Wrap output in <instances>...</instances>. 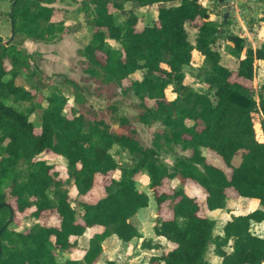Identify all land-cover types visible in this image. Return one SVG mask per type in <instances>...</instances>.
<instances>
[{"label":"trees","instance_id":"obj_1","mask_svg":"<svg viewBox=\"0 0 264 264\" xmlns=\"http://www.w3.org/2000/svg\"><path fill=\"white\" fill-rule=\"evenodd\" d=\"M56 1L11 0L13 38L21 34L46 42L71 33L63 20L54 19ZM214 1L220 7V0ZM81 2L84 19L94 28L80 52L83 71L94 81L115 85L121 94H133L142 108L136 120L158 122L162 129L149 146L142 145L135 130L118 132L104 119L87 118L58 90L50 91L45 107L35 106L32 100L46 88L43 77L48 75L33 61L34 53L13 38L3 43L0 36V264H60L57 254L68 252L77 237L94 227L100 229L89 236L81 258H67L62 264H96L102 243L111 236L127 245L142 238L143 248H159L129 221L149 204V195L134 178L143 172L156 211L169 214L160 215L153 226L154 235L169 247L150 255L147 264H264V236L251 228L264 221V85L253 86L254 61L264 60V40L253 48L246 37L227 29L231 18H210L214 12L200 0ZM155 3L154 20L139 26L134 7ZM260 18L264 21V9ZM187 24L197 29L193 42ZM111 40L118 47H112ZM222 45L236 59V69L221 63L217 48ZM194 53L207 63L196 74L199 89L184 82V67L192 63ZM21 70L36 77L35 91L16 84ZM69 83L74 90L80 88L73 80ZM23 102L29 106L19 108ZM36 107L38 126L29 119ZM117 122L125 126L128 119L118 116ZM114 146L127 150L132 163L119 164L111 153ZM202 149L218 155L229 172L208 162ZM161 151L174 153L171 166L160 161ZM50 154L65 159L64 177ZM236 154L241 160L234 166ZM98 178L101 194L92 196ZM172 179L176 186L170 185ZM187 180L205 189L208 210L225 207L229 188L257 199L262 208L228 218L222 234H215L216 220L202 214L197 197L185 192ZM69 186L78 196L91 195L79 202V210L72 206ZM54 215L57 224L40 222ZM24 218L36 222L16 229ZM210 245L219 263L206 258ZM105 264L126 263L108 259Z\"/></svg>","mask_w":264,"mask_h":264},{"label":"rangeland","instance_id":"obj_2","mask_svg":"<svg viewBox=\"0 0 264 264\" xmlns=\"http://www.w3.org/2000/svg\"><path fill=\"white\" fill-rule=\"evenodd\" d=\"M10 3L11 0H0V36L3 39V42L6 41L11 34V25L8 16ZM206 4L220 17L222 5L219 7L214 0H208ZM223 4L228 6V10L230 9L233 11L235 4L234 0H223ZM53 6L55 8L54 19L63 20L65 25L71 29V33L63 36L57 35L46 42H34L21 34H18L13 38V42L24 47L28 53H34L32 57L33 61L42 72L48 75V77H43L46 88L41 92L36 93L32 100L34 105H41V107H45L47 104L46 97L50 91L58 90L67 96L70 105H72L76 111L84 113L87 118L104 119L114 130H117L118 132L127 133L133 129L135 130L138 141L142 145L149 146L154 133L162 129L161 124L154 122L147 125L138 122L136 117L139 113H141L142 108L139 106L138 99L133 94H121L115 85L105 84L101 81H94L83 71L86 64L85 58L80 55V52L90 40L94 28L84 19L81 0H57ZM238 8L239 16L244 22L246 28L244 29L241 28V26H237L236 23L240 25V20L237 18L236 14H232L229 11L228 18L232 19L231 25L234 26L233 29H231L230 26L227 27V29L241 34L248 32L249 25L258 29L260 22L262 21L258 15L263 13L264 5L259 4L257 0H240L238 2ZM134 12L139 18V26L150 24L155 17V8L150 7L149 5L140 7L135 6ZM121 19L122 16H119L118 20L120 21ZM234 19L235 22H233ZM186 29L188 39L193 42L195 36L194 30L190 28L189 24H187ZM251 38V41L254 43L257 42L256 35H251ZM110 43L112 47H118L117 42L111 40ZM224 62L225 61H223V63ZM206 67L207 63L203 60V58L195 55L192 63L184 67L185 84L194 89L201 88L202 84L196 78V74L203 71ZM8 77L9 75H7L5 79ZM35 78H32L26 71L21 70L18 77L15 79V82L26 89L35 91ZM255 78L256 82H253L255 89L264 85V74L260 75L259 72L256 71ZM69 80L75 81L80 88L74 90L72 85L69 83ZM74 93L79 95V101L75 100ZM147 104H150V102H147ZM17 105L19 108L23 109L29 106V103L23 102ZM118 116L126 117L128 119V123L125 126H119L117 122ZM29 119L32 120L36 126L39 125L40 109L38 107H36L34 112L29 115ZM187 123L190 122L187 121ZM35 131H39V127H36ZM175 152L179 153L180 150H176ZM111 153L121 165H129L132 163L131 155L123 148L114 146L111 148ZM202 153L205 155L208 162L221 167L227 173L229 172V169L224 165V162L218 155L208 149H202ZM47 157L52 158L51 162L55 163V169H57L62 174V177H64L65 159L61 156L55 158V156L51 154L47 155ZM159 159L167 166H171L174 160V153L161 151ZM240 160V154H236L233 156L231 164L236 166ZM113 176L117 178L119 176V171H115ZM134 178L136 186L145 191L149 195L150 200L148 206L140 208L138 212L129 219V221L137 227L145 239L151 238L160 246L159 248L149 250L140 246L142 238L135 239L130 245H127L120 242L116 236H111L102 243V254L96 264H105V261L108 259L115 260L118 263L147 264V260L150 255L159 254L162 250L169 247L163 238L157 237L153 233V226L155 225L158 217L161 215V217L165 218L168 217L169 214L163 211L161 213L156 211L147 175L144 172L138 173ZM100 182L101 179L98 178L95 186L92 188V196H97V193L101 194ZM177 183L176 179H172L170 181V185L172 186H176ZM184 189L187 194L197 197L202 214L210 218L214 217V212L212 210H208L205 206V189L203 187L187 180L184 183ZM69 194L72 199V206L76 210H79L80 201L87 200L89 197L91 198L90 194L85 196L76 195L75 190H73L71 186H69ZM227 195V206L225 204L223 209L225 218H228L227 214H229V212L237 215L243 213L244 210L248 211L255 208H262L257 199L241 197L236 194L233 188H229L227 190ZM239 207H244V210H240ZM218 219L220 218L218 217ZM35 222L36 220L33 218H24L19 225L14 227L16 229H25ZM40 222L55 225L58 220L54 215L42 217ZM251 228L254 231V226ZM99 229V227L88 228L82 236L77 237L76 246L72 247L68 252L57 254L58 263L62 264L67 258L80 259L84 249L87 247L89 236ZM226 249L229 250V246L226 247ZM211 255L212 245L208 248L206 258L210 259L209 257Z\"/></svg>","mask_w":264,"mask_h":264},{"label":"crops","instance_id":"obj_3","mask_svg":"<svg viewBox=\"0 0 264 264\" xmlns=\"http://www.w3.org/2000/svg\"><path fill=\"white\" fill-rule=\"evenodd\" d=\"M202 2V4L208 6L206 4V2L208 0H200ZM240 0H234L235 4H234V7H233V11H230V13L232 14H236L237 15V18L240 20V25L236 23L237 26H241V28H246L245 27V24L244 22L241 20L240 16H239V8H238V2ZM259 4H263L264 5V1L263 0H257ZM225 3V2H224ZM150 7H154L155 8V17H156V10H157V7H158V4L155 3V4H152V5H149ZM209 7V6H208ZM220 7H221V4H220ZM210 8V7H209ZM259 17L262 16V14H259L258 15ZM154 17V18H155ZM210 18L212 19H217L218 21H221V19L223 18V15H217L215 13H211L210 14ZM237 20V19H236ZM235 22V19L234 21ZM233 26L234 25H230V28L233 29ZM187 27V25L185 26ZM190 28H192L194 30V34L196 33V28L193 27V26H190ZM187 30V29H186ZM242 30V29H241ZM235 34H238L242 37H246L247 41L251 44V46L254 48V47H257L260 45V43L264 40V21H261L260 22V26L259 28L257 29L256 27L254 28L252 25H249L248 26V32L246 33H239V32H236V31H233ZM251 35H256L257 37V42L254 43L251 38ZM251 41V42H250ZM219 52H220V56H221V63L225 66H227L228 68L230 69H236L237 67V61L236 59L231 55L229 54L228 52H226L224 49H223V45L219 48ZM195 55H197L198 57L202 58L198 53H194ZM194 55V56H195ZM223 61H225L223 63ZM256 71L259 72L260 75H263L264 74V60L263 59H258V60H255L254 61V76H253V82L255 81L256 82V78H255V75H256ZM264 83V81H263ZM255 88V87H254ZM228 200V198H227ZM227 200H226V206H227ZM240 210H244V207H239ZM224 209V208H223ZM223 209H215V210H212L214 213V217L213 219L216 220V227H215V230H214V233L215 234H222V226L225 224V222L228 220V218H230V212L229 214H227V217L228 218H225L224 217V210ZM250 211V210H248ZM248 211H245L243 213H240V214H245L247 213ZM234 215V214H233ZM238 215V214H237ZM235 216V215H234ZM218 217L220 219H218ZM220 224V225H219ZM254 231L256 234L260 235V236H264V221L260 222V223H255L254 225ZM88 244V243H87ZM213 248V246H212ZM210 259H208L211 263H219L221 261V258L214 255L213 252H212V255L209 257Z\"/></svg>","mask_w":264,"mask_h":264},{"label":"water","instance_id":"obj_4","mask_svg":"<svg viewBox=\"0 0 264 264\" xmlns=\"http://www.w3.org/2000/svg\"><path fill=\"white\" fill-rule=\"evenodd\" d=\"M220 3L222 5V11H223V20H226L229 16V10H228V6L223 4V0H220ZM10 23H12V21H10ZM13 38V32L11 31V34H10V37L4 41L3 43H7L9 41H11ZM231 219H233L235 216L231 213L230 216H229Z\"/></svg>","mask_w":264,"mask_h":264}]
</instances>
